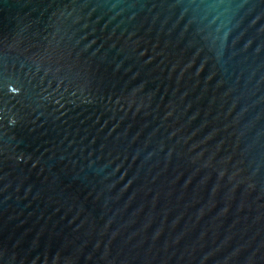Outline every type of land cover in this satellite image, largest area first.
I'll use <instances>...</instances> for the list:
<instances>
[{"label":"water","instance_id":"1","mask_svg":"<svg viewBox=\"0 0 264 264\" xmlns=\"http://www.w3.org/2000/svg\"><path fill=\"white\" fill-rule=\"evenodd\" d=\"M0 264H264V0H0Z\"/></svg>","mask_w":264,"mask_h":264}]
</instances>
